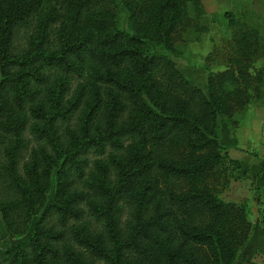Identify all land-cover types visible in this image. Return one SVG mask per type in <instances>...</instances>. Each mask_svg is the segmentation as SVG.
<instances>
[{"label":"trees","instance_id":"16d2710c","mask_svg":"<svg viewBox=\"0 0 264 264\" xmlns=\"http://www.w3.org/2000/svg\"><path fill=\"white\" fill-rule=\"evenodd\" d=\"M120 5L126 29L118 24ZM203 16L200 0H0V102L32 112L29 132L40 143L23 175L13 168L5 175L12 197L0 199L1 219L16 228L18 217L42 207L51 157L44 145L60 159L52 162L62 196L61 205L42 210L55 222L0 250V264L234 260L251 223L243 203L219 197L240 168L220 143V123L232 136L234 114L261 98L264 67L253 65L264 55L259 31L225 10L231 40L224 68L208 71L203 87L150 49L174 53L178 29ZM72 76L83 78L76 94ZM78 109L81 120L94 122V135L79 142L70 122ZM65 136L77 142L71 153H61ZM106 147L119 154L95 162L85 190L68 193L83 172L78 155H102ZM121 201L132 208L120 224Z\"/></svg>","mask_w":264,"mask_h":264},{"label":"rangeland","instance_id":"374dc122","mask_svg":"<svg viewBox=\"0 0 264 264\" xmlns=\"http://www.w3.org/2000/svg\"><path fill=\"white\" fill-rule=\"evenodd\" d=\"M200 1L204 9V16L200 21H196V24L192 23L182 29H178L177 33L173 36L174 53L164 51L162 47L153 44H150V49L154 52H165L174 61L175 66L184 76L191 80L193 84L203 87L208 71H218L224 68L222 60L228 53L229 42L231 40V27L227 23V19L223 16L225 10H229L232 17L237 21L257 28L264 49V18L262 17L264 13V0H227L228 3L223 2L225 0ZM120 9L121 14L119 15L118 24L120 28L126 29V12L121 5ZM253 65L256 68L264 67V55L256 59ZM82 79L73 76L69 79V92L71 94H76L79 86L78 83H81L83 81ZM39 89L41 90V97L44 91H42L41 87ZM260 89L261 98L256 99L252 97L244 111L234 114V118L238 121L237 146L245 149L235 148V144L229 141L233 135L231 136L232 133L230 131L229 134L225 131L227 127H223L221 130V125H224V122L220 123V143L224 146L226 143L232 145V149L229 150L232 153L229 154L231 157L237 155L240 151L246 153L245 156H240L239 163L248 168L240 166L238 170L234 171L233 178L230 181V192L240 188L243 189V195L246 196L249 194V189H251L255 190V193L264 200V188L259 186L260 179H264V165L261 166L259 163L260 168L252 173L248 169L254 166L252 164L253 160L251 157H246L253 155L259 158V160H264V153L258 154L254 152V150H261V145L264 144V76ZM85 109L88 111L86 107ZM247 110H253L255 113L258 112L259 116L251 114L240 124ZM80 115L81 113L78 109L72 114L70 119L71 125L77 132V142H79L80 138L83 141L94 135V122L90 121L85 123L81 120ZM23 117L25 119L24 123L18 126L17 124ZM35 121L29 109H23L21 114H17L9 105L0 102V199L9 200L12 197V194H9L10 192L4 186V181H6L5 175L9 173L11 168L20 175H23L30 160L29 155L40 146V143L29 132V125H36ZM69 140L70 138H67V136L63 138V150H61V153H71L76 149L77 142L73 143L71 141L70 144ZM44 151L50 153L51 157H46V161H49L48 168L50 172L47 180V189L41 197L42 207L38 212L27 216V218H23L22 216L18 217L16 219V228L12 227L9 230L0 216V250L18 242L25 241L33 233L35 227H48L55 222L54 215L43 216L42 210L52 204L61 205L62 196L56 194L55 173L57 164L52 162L54 159L59 158H56L57 154H53L52 147L44 145ZM107 153L119 154L113 152L109 147H106L102 155H98L92 149L85 150L78 155V157L84 159L81 162L83 172L80 177L73 179L71 186L67 189L68 193L85 190V182L89 178V172L94 168L93 165L97 161L106 162ZM40 157H43V155ZM230 192L227 194H230ZM221 193L219 197L223 199ZM131 208L132 205L130 203L126 201L119 202L117 217L119 218L120 224L129 217ZM11 229L13 231H10ZM241 249L229 264L235 263Z\"/></svg>","mask_w":264,"mask_h":264},{"label":"crops","instance_id":"0c3cea01","mask_svg":"<svg viewBox=\"0 0 264 264\" xmlns=\"http://www.w3.org/2000/svg\"><path fill=\"white\" fill-rule=\"evenodd\" d=\"M223 2L228 3L227 0ZM251 114L254 116H259L258 112L255 113L253 110H247L245 111L240 124H242L245 118H247ZM223 127L225 128L226 125H221V130L223 129ZM237 129V127L233 129V137L229 141L235 144V148L237 147L240 149H245L243 147L237 146ZM227 130L225 129V131L229 134V130ZM225 146L227 147L226 149L228 154H232L231 152H229V150L232 149V145H230V143H226ZM261 146V150L257 151L253 149L254 152H257L258 154L264 153V144ZM239 153L237 155H233L232 157L239 161L240 156L246 155L244 151H240ZM246 157H251L253 160L252 164L254 165L251 169L248 170L252 171V173L256 172L260 168L259 158L250 155ZM240 166L247 167L243 164H240ZM230 186L231 183L229 184L228 188L221 193L223 200L243 203L245 207L246 217L251 223V230L248 234L247 241L239 252L238 258H236L234 264H264V200L255 193V190L249 189V194L245 196L243 195V189L240 188L230 192ZM259 186L264 188V179H260ZM229 192L230 194H227Z\"/></svg>","mask_w":264,"mask_h":264}]
</instances>
